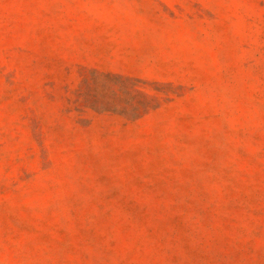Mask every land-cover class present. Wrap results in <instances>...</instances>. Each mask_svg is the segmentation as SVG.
I'll use <instances>...</instances> for the list:
<instances>
[{
	"label": "rangeland",
	"instance_id": "rangeland-1",
	"mask_svg": "<svg viewBox=\"0 0 264 264\" xmlns=\"http://www.w3.org/2000/svg\"><path fill=\"white\" fill-rule=\"evenodd\" d=\"M0 264H264V0H0Z\"/></svg>",
	"mask_w": 264,
	"mask_h": 264
}]
</instances>
